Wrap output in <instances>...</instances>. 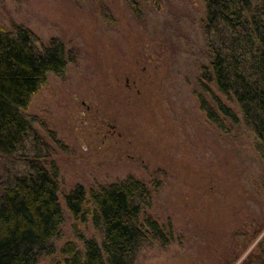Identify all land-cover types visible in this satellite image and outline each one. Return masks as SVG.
<instances>
[{"label":"rangeland","instance_id":"obj_1","mask_svg":"<svg viewBox=\"0 0 264 264\" xmlns=\"http://www.w3.org/2000/svg\"><path fill=\"white\" fill-rule=\"evenodd\" d=\"M0 0V27L22 25L69 52L23 114L49 143L64 221L54 239L101 241L75 219L64 194L133 176L152 192L147 213L173 233L138 264H264V162L242 123L221 129L200 107L211 94L231 107L208 66L202 0ZM92 210L91 203L88 204ZM42 258L37 264H50Z\"/></svg>","mask_w":264,"mask_h":264},{"label":"trees","instance_id":"obj_2","mask_svg":"<svg viewBox=\"0 0 264 264\" xmlns=\"http://www.w3.org/2000/svg\"><path fill=\"white\" fill-rule=\"evenodd\" d=\"M156 8L161 0H143ZM201 29L209 60L202 77L215 84L231 107L211 94L200 107L221 129L222 114L242 123L264 162V0H202ZM69 52L58 38L43 43L30 29L0 27V264H138L153 243L167 246L173 233L146 211L152 192L133 177L86 189L77 184L64 194L75 219L91 214L101 241L83 246L54 243L64 221L56 165L48 168L50 145L22 110L49 72L62 75ZM264 189V180L262 181ZM91 203L92 210H90Z\"/></svg>","mask_w":264,"mask_h":264}]
</instances>
